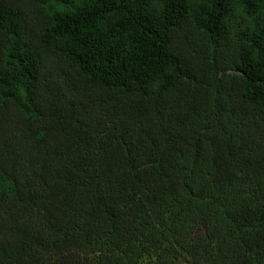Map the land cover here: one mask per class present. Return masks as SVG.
<instances>
[{"label":"trees","instance_id":"trees-1","mask_svg":"<svg viewBox=\"0 0 264 264\" xmlns=\"http://www.w3.org/2000/svg\"><path fill=\"white\" fill-rule=\"evenodd\" d=\"M0 264H264V0H0Z\"/></svg>","mask_w":264,"mask_h":264}]
</instances>
